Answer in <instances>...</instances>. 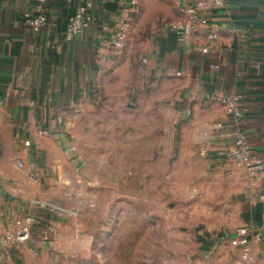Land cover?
Masks as SVG:
<instances>
[{"label": "crops", "instance_id": "crops-1", "mask_svg": "<svg viewBox=\"0 0 264 264\" xmlns=\"http://www.w3.org/2000/svg\"><path fill=\"white\" fill-rule=\"evenodd\" d=\"M84 1L0 0L2 233L27 224L35 227L36 241L34 250L29 244H0V264H66L73 256L60 248L68 241L56 229L59 215L49 190L58 171L50 166L60 156L56 142L68 140L100 79L117 67L122 49L113 48L111 38L128 15L133 21L127 49L140 39L152 69L181 73L169 75L171 96L179 104L185 102L196 118L194 131L201 134L204 149L213 151L218 162L231 150L233 123L222 98L239 95L246 134L264 158V0H229L227 8L209 17L219 30L217 40L210 41L208 30L200 28L185 43L176 40L169 24L182 21L184 9L195 0H91L94 24L65 42L68 19ZM132 3L137 5L134 12ZM40 12L52 26L35 33L24 17ZM19 162L27 168L20 169ZM30 165L44 174L40 184L29 180ZM228 167L221 168L229 204L218 224L206 227L213 239L203 242V264H264V232L241 238L237 246L220 239L264 221V202L259 200L264 182L250 184L245 169Z\"/></svg>", "mask_w": 264, "mask_h": 264}, {"label": "rangeland", "instance_id": "rangeland-1", "mask_svg": "<svg viewBox=\"0 0 264 264\" xmlns=\"http://www.w3.org/2000/svg\"><path fill=\"white\" fill-rule=\"evenodd\" d=\"M141 43L125 44L68 140L56 142L49 198L68 241L60 248L73 255L66 264H203L206 227L226 214L221 167L232 164L204 149L196 118Z\"/></svg>", "mask_w": 264, "mask_h": 264}, {"label": "built area", "instance_id": "built-area-1", "mask_svg": "<svg viewBox=\"0 0 264 264\" xmlns=\"http://www.w3.org/2000/svg\"><path fill=\"white\" fill-rule=\"evenodd\" d=\"M229 2V0H195L193 5L184 9V19L182 21L169 24V31L175 36L179 43H185L191 33L200 28H206L208 30L209 40L215 41L218 38L219 30L216 26L211 24L209 17L216 11L227 8ZM136 6V3H132L133 8H131V10H136ZM131 10L129 12H131ZM24 19L26 24L35 33L52 26L50 19L42 12L35 15L26 14ZM94 21V4L91 0H85L78 7L76 12L68 19L67 28L63 33L64 41L71 42L75 40L85 31L89 30L94 24ZM132 21L133 18L128 15L120 22L119 28L111 38L110 44L113 48L122 49L125 46L127 35L132 28ZM203 51L205 53L208 52L207 49H204ZM218 68V65L211 66V69L214 70ZM172 73L177 76L181 75L180 72H174L172 70L164 72L167 76ZM222 100L227 105V116L233 123V141L231 150L222 154L221 161L245 169L248 172L250 184L264 182V158L253 150L246 134L242 118L241 97L239 95H230L222 98ZM18 167L20 169L27 168L22 162L18 163ZM29 169V180L34 184H40L44 179V174L37 170L34 165H30ZM259 200L264 202V193L260 194ZM4 218L5 213L0 210V244L7 248L29 244L31 245L32 250H34L33 248L36 245L34 238L35 227L22 224L2 233ZM262 232H264V221L261 223H251L248 226L237 230V232L232 235H221L220 239L228 241L232 246H237L241 238H244L251 233L259 234ZM247 257L249 256L246 255V258Z\"/></svg>", "mask_w": 264, "mask_h": 264}]
</instances>
